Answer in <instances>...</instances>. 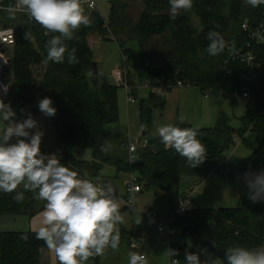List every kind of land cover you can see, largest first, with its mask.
Wrapping results in <instances>:
<instances>
[{
	"label": "trees",
	"instance_id": "trees-1",
	"mask_svg": "<svg viewBox=\"0 0 264 264\" xmlns=\"http://www.w3.org/2000/svg\"><path fill=\"white\" fill-rule=\"evenodd\" d=\"M109 1L111 7L107 28H104L97 11L88 12L84 8L91 23L81 25L74 32L73 39L65 41L69 51L75 49V61L71 63L67 52L63 63L46 60L47 41L58 33H45L46 30L39 23L28 17L15 22L16 44L11 56L13 83L17 94L23 97L34 96L35 100H39L47 96L53 100L57 111L51 118L57 131L56 143L61 163L70 164L81 174L86 172L88 178L98 182H114L120 177L125 179L129 174H134L141 192L149 190L156 198L167 199L168 207L163 210L166 212L151 209L163 217L168 210L174 209L176 197L180 194V156L166 147L158 135H153L148 138L147 146H139L135 161L129 162L125 151L128 139L125 131L118 126L119 86L110 82L102 70H99L96 86L90 79V64L95 60L92 39L117 38L126 33L135 35L139 50L124 51L140 82L170 78L201 87L221 83L226 91H239L242 86L240 64L231 63V74L224 75L220 64L226 50L224 48L217 56H210L207 52L210 43L207 35L209 31H216L224 38L225 44L242 46L247 38L241 31V23L245 19L257 21L264 6L253 8L247 0H193L190 10H181L179 15L172 17L168 0H142L138 20L129 27L125 12L127 0ZM11 21L9 19L8 23ZM151 36L167 37V49L159 65L153 63L142 48L145 40ZM256 49L261 68L251 90L252 99L247 102L245 114L240 118L241 126L237 129L229 126L224 117H218L213 127L192 126L198 129L197 138L206 148L208 173L227 181H232L238 173L264 169V50L261 46H256ZM14 96L10 104L13 109L21 105ZM138 103L140 122L146 127L143 129L146 134L152 110L162 108L165 97L149 91ZM249 133L255 136L257 146L237 163H227L225 152L233 144L234 136H240L244 141ZM72 149H89L91 159L77 158V151ZM18 192L24 193L21 201L13 199ZM34 194L33 191L24 190L22 185L12 193L0 192V214H37L42 211L45 202L34 197ZM191 205L172 224L179 234L178 239L168 247L178 250L179 255L175 259L179 260V264H186L185 250L198 253L203 261L218 259L215 264H222L227 248L239 245L254 250L264 246V202L253 203L248 196H241L232 207ZM119 227V246L125 244L134 250L130 244L135 236L125 224ZM35 232H0V264H39V248L45 243L36 239ZM201 248H206V253H200ZM100 257H90L86 264H99Z\"/></svg>",
	"mask_w": 264,
	"mask_h": 264
},
{
	"label": "clouds",
	"instance_id": "clouds-1",
	"mask_svg": "<svg viewBox=\"0 0 264 264\" xmlns=\"http://www.w3.org/2000/svg\"><path fill=\"white\" fill-rule=\"evenodd\" d=\"M170 14L176 17L181 10H190L193 0H168ZM253 8L264 6V0H247ZM8 11H21L39 23L52 35L46 44V60L63 63L75 61V49L68 50L65 41L73 39L74 32L91 21L85 13L82 0H16ZM207 52L217 56L225 48L219 32L209 31ZM0 91L7 93L8 86ZM50 97L37 101L39 111L53 117L57 109ZM23 111V110H21ZM182 123H165L156 128V135L168 148L185 159L188 167L195 168L206 160V148L198 139V129L181 127ZM0 192L12 193L18 186L33 191L44 201L41 226L36 239L43 240L53 250L58 264H86L90 257L102 256L105 250L117 249L120 244V227L125 223L115 189L110 182H94L87 173H79L70 164L61 163L56 153L41 152L43 130L31 114L17 119L10 103L0 97ZM34 130V131H30ZM9 141H14L9 143ZM248 199L264 202V169L244 173ZM23 192L13 199L21 201ZM141 222V217L137 224ZM191 247V244H189ZM201 248L200 253H206ZM222 264H264V246L250 250L246 246H232L225 250ZM168 264H179L177 249L165 250ZM186 264H215L216 260L203 261L198 253L185 250ZM128 264H149L143 252H129Z\"/></svg>",
	"mask_w": 264,
	"mask_h": 264
},
{
	"label": "rangeland",
	"instance_id": "rangeland-1",
	"mask_svg": "<svg viewBox=\"0 0 264 264\" xmlns=\"http://www.w3.org/2000/svg\"><path fill=\"white\" fill-rule=\"evenodd\" d=\"M97 6H98V13L100 14L101 18L104 21L109 20V13H110V1L109 0H97ZM143 7L142 0H127L126 1V7L125 12L128 16V25L129 27L134 24L139 17L140 11ZM124 39V41L119 40ZM118 37L111 36L109 38L105 39H97V42L93 45V55L94 59L97 62L98 69L104 68L105 73L107 75V79L111 82H113V78H111V75H113V68L120 65L122 63V54L121 49H131L133 52H136L139 50L138 41L134 40L136 37L135 35L127 33L125 35H118ZM167 37L163 36H151L148 40H145L143 43V51L147 57H149L153 63L158 64L161 61V59L164 57L163 52L165 49H167ZM119 44H122L119 45ZM6 48V47H5ZM6 56L11 58L13 54V50L10 48H6ZM132 67L130 65V62H128L127 65V71L126 74L132 73ZM136 79L133 82L128 79L129 84L132 86L138 85L140 81L134 76ZM6 85L9 87L10 93L7 96H4L3 99L5 102L11 104V100L13 98V95L15 93V87L13 83V73L10 72L4 79ZM115 82V81H114ZM113 82V83H114ZM116 84L119 86L117 90V94L123 95L124 89L119 85V81L116 82ZM131 88V87H130ZM195 92V95H197V99H193V103L195 108H197L199 112V116H203L202 120L205 121L204 123H200L202 127H213L216 124L217 120V110L218 109V117H224L228 123L229 126L237 129L241 125L240 118L245 114L246 111V105L247 102L243 99L238 100V104L231 105L226 97H224L221 93L217 91L211 92L212 99H206L202 95L201 90L195 89L193 90ZM168 94L166 92L163 96L165 97ZM219 95V96H218ZM130 96H132L130 94ZM222 97V98H221ZM215 98L220 99V101H216ZM38 99L34 100L32 103H27L18 106L17 108L13 109L16 112L17 119H23L18 114H22L24 117L27 116V114H32L36 109H38L37 105ZM23 110V111H21ZM200 120V118H199ZM199 122V121H198ZM195 126H198L196 124ZM2 127V125H0ZM146 128L143 125H140V129L138 133L136 134V137L134 138V142H138L140 138H144L145 136H150V131H147L146 134L142 135L143 129ZM238 139L233 140V144L230 146V148L225 152L226 161L229 164H235L239 160L245 158L248 154H250L251 150H253L257 146V141L255 136L252 133H249L246 135V140L242 141V138L240 136H236ZM142 140V139H141ZM140 143V142H139ZM137 143V146L140 144ZM57 144V143H56ZM58 147V146H57ZM59 148V147H58ZM75 154H78L79 159H91V151L89 149H80V150H74L72 149ZM235 179L233 181L228 182L226 185L221 186L217 185L216 182H211L212 185H209L206 189L207 200H210V203L207 204V206L211 207H232L235 206L236 203H226L222 201H218L216 203L217 198L213 197V195L222 196L228 194L230 196L232 193H241L242 196H248V189L246 185L244 184V174H237ZM123 178L120 177L114 181V184L116 186H120L122 183L123 186ZM215 180V179H212ZM216 181V180H215ZM217 181H220L217 180ZM227 181V180H226ZM224 183V182H223ZM241 187H244V189H241ZM124 189V188H123ZM203 191H205L204 188H202ZM190 190L179 188V192L181 193H188ZM124 192V191H123ZM123 192L121 194H123ZM234 195V194H231ZM36 197V194L33 195ZM118 203L121 207V214L125 215V227L133 232L135 235L136 233L139 236V239L142 241L141 248L139 245V251L145 253L147 256H149V261L151 264H168V258L165 255V250L168 249V244L161 241L159 239V235L155 226V223L153 220L145 218L143 216V213L146 211H150L151 209H159L161 210V213L165 208L168 207V202L166 198L160 197L156 198L152 191L146 190L142 191V193H138L134 197V202L136 206V211L130 213L127 212L122 204L120 203L118 197H117ZM191 200L192 204L195 206H204L206 205L202 204L200 200L198 199V192L196 193L195 190L191 193ZM215 202V203H214ZM190 206V205H189ZM192 206V205H191ZM166 211H163V213ZM21 215H25L23 212H16V213H5L0 214V230L4 231H10L14 230L17 231L18 229H15L14 225L12 224L13 219H19ZM141 217V222L137 224V221ZM4 228V230L2 229ZM0 231V232H2ZM136 232V233H135ZM132 233V234H133ZM138 238V237H137ZM138 249V248H137ZM135 250L138 252V250ZM134 250H131L127 248V246L121 245L117 249H108L105 251V253L100 257L99 264H128V253L129 252H135Z\"/></svg>",
	"mask_w": 264,
	"mask_h": 264
},
{
	"label": "built area",
	"instance_id": "built-area-1",
	"mask_svg": "<svg viewBox=\"0 0 264 264\" xmlns=\"http://www.w3.org/2000/svg\"><path fill=\"white\" fill-rule=\"evenodd\" d=\"M15 1L5 2L0 0V88L6 85L4 79L11 72V58L6 56V48L14 49L16 44V29L15 22H19L22 17H28L25 13L21 11H16L14 14L8 11L10 6L15 5ZM82 6L88 12L97 11V0H82ZM29 18V17H28ZM13 20L8 23V20ZM29 20L33 21L31 18ZM104 28H107V21H104ZM7 23V24H6ZM241 31L246 36L247 40L242 46L234 47L229 44H225L226 56L220 64V70L224 75H230L232 69L230 67L231 63H239L241 66V89L239 91H226L221 86V83H216L210 86H198L191 82H185L183 80L170 78H156L154 80L146 79L141 81L138 85L132 86L126 80V71L128 65V59L125 51L120 48L122 54V63L115 68H113V76L116 81H119L121 87L128 92L129 89L134 87L143 88L148 92H153L157 95H164L166 92L177 88H187V87H199L202 91L204 97L208 98L211 92L217 91L232 100H240L248 102L252 99L251 90L255 85L258 71L261 68L258 59V52L256 46H261L264 50V8L261 11V15L257 21H250L245 19L240 25ZM47 33V32H45ZM6 47V48H5ZM131 87V88H130ZM10 90L8 87L7 93L0 91V97L9 95ZM264 99V94H263ZM128 101H134L130 96H127ZM264 113V112H263ZM148 145L147 140H142L140 145L145 147ZM137 147L136 144L128 142L126 145V150L128 153V160L133 163L137 158ZM94 182H98L93 178H89ZM124 193L123 195L117 196L123 208L127 212L136 211V206L134 202V197L141 191L140 183L138 182L134 174H129L123 181ZM191 189L188 193H180L176 197L174 209L168 210L165 215L160 216L156 210H150L143 213L145 218L154 221L159 239L166 244L171 245L175 239H178L179 232L174 229L172 224L174 223L176 217L186 211L189 205H191ZM163 219V220H161ZM181 243L184 240L180 239ZM130 246L133 249L139 247V239H132ZM145 254V253H144ZM146 255V254H145ZM147 256V255H146ZM149 258V256H147Z\"/></svg>",
	"mask_w": 264,
	"mask_h": 264
},
{
	"label": "crops",
	"instance_id": "crops-1",
	"mask_svg": "<svg viewBox=\"0 0 264 264\" xmlns=\"http://www.w3.org/2000/svg\"><path fill=\"white\" fill-rule=\"evenodd\" d=\"M97 39H101V38L93 37L92 39L93 43L97 42ZM98 70L100 71L102 70L103 72H105L104 68H100ZM134 76H135L134 71H132V73L130 74L127 73L126 80L128 81V79H130V80L135 81L136 79L134 78ZM111 78H113V82L115 81L114 83L116 84L117 81L115 80L113 75H111ZM196 88L200 90L199 87H187V88L183 87V88L169 90L168 94L165 96L164 106L162 108H156L152 110L150 125L148 128V131H150V136H145L144 138H140L137 143L139 142L141 143L142 140L148 141L149 137L156 135V128L165 123H173V124L188 123V124H191V126L193 127L205 128V127L200 126L201 125L200 123H204L205 121L202 120L203 116L201 117L199 116V112L197 108H195L194 103H193V99L198 98L197 95H195V92L193 91ZM130 94L132 95L131 97L134 99V101L127 100V96L130 97ZM147 95H148L147 90L143 88H136V87L129 89L128 92L124 90L122 96L118 94V107H119L118 126L121 130L125 131L128 142L136 144V145L137 143L134 142V138L136 137V134L138 133L140 129V125H141L138 100L140 98L146 97ZM226 98L228 99L231 105L236 106L238 104V100L236 102H233L232 99H229L228 97ZM206 99H212V97L210 96ZM215 99L216 101L218 100L220 101V99L218 98H215ZM216 110H217L216 112H217V119H218V109ZM31 115L33 116L34 119L37 120L38 126L44 132V136L42 137V141L40 145L41 152L49 153V154L56 153L58 157L60 158V150L56 144L57 131L52 121V118L44 116L39 111V109H36ZM196 124H198V126H195ZM30 131H34V130H30ZM143 132L145 134V131ZM234 139L236 140L238 138L234 136ZM125 151L128 157L126 146H125ZM76 157L78 158V154H76ZM238 174H241V173H238ZM212 179H215L216 181ZM219 179L220 181H217ZM243 181L245 184V179H243ZM211 182L213 183L216 182L217 185L224 188L223 186H227L226 184L230 181H226L224 179L219 178L218 176H214L210 172L208 173V166L205 161L202 164L198 165L197 167L191 169L190 167L187 166L185 159L180 157L178 188L181 187L184 190L191 189V192L193 190H195L196 193L198 192V199L200 200L202 204L206 205V207H211V206H207V204L210 203V200L209 199L207 200L206 198V195H207L206 189L208 188L209 185H212ZM110 183H112L115 189L116 196H120L121 193L124 191L122 183L120 184V186L119 185L116 186L114 182H110ZM202 188H204L205 191H203ZM241 189H244V187H241ZM139 193H142V192L140 191ZM231 194H234V195H231ZM231 194L229 196L225 192V195L218 196L215 194L213 195V197H215V199L217 198L216 203H218L219 205L218 201H222L226 203H233L235 201L237 202L238 198L242 196L241 193H236V192L235 193L231 192ZM191 203H192V200H191ZM201 207H204V206H201ZM41 213L42 211L38 212L37 214L33 216H28L26 214L23 216L21 215L19 219H13L12 224L14 225L15 229H18L17 231H27V230L36 231L41 226V220L43 218ZM123 216L125 217L124 214ZM2 229L4 230L3 227ZM4 231H7V230H4ZM10 231H14V230H10ZM133 235L135 236V238L139 237L137 233L136 235L133 233ZM141 243L142 241L139 239L140 248H141ZM137 250L138 252H141L139 251L140 250L139 247ZM39 264H58V261L56 260L55 252L49 249L46 245H43L39 248ZM149 264H151L150 261H149Z\"/></svg>",
	"mask_w": 264,
	"mask_h": 264
},
{
	"label": "water",
	"instance_id": "water-1",
	"mask_svg": "<svg viewBox=\"0 0 264 264\" xmlns=\"http://www.w3.org/2000/svg\"><path fill=\"white\" fill-rule=\"evenodd\" d=\"M90 70H91V81L93 82V84L96 86L98 84V73H99V70H98V67H97V62L95 60H93L90 64ZM15 100H18L21 102V105L23 104H27V103H32L34 100H35V97L32 96V97H29V98H26V97H23L22 95L20 94H17V92L15 91ZM16 101H14L15 103ZM182 128L183 127H192L191 124H188V123H182L180 125ZM144 134V132L142 133Z\"/></svg>",
	"mask_w": 264,
	"mask_h": 264
}]
</instances>
